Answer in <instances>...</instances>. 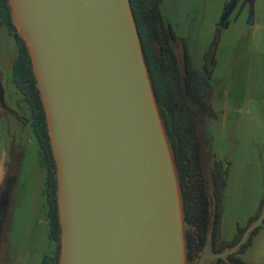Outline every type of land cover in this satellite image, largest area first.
<instances>
[{"label": "water", "instance_id": "obj_1", "mask_svg": "<svg viewBox=\"0 0 264 264\" xmlns=\"http://www.w3.org/2000/svg\"><path fill=\"white\" fill-rule=\"evenodd\" d=\"M9 3L57 165L59 264H188L178 173L130 0ZM210 204L213 218L212 191ZM263 221L264 208L233 248L214 253L209 244L202 264L206 252L228 261Z\"/></svg>", "mask_w": 264, "mask_h": 264}, {"label": "trees", "instance_id": "obj_2", "mask_svg": "<svg viewBox=\"0 0 264 264\" xmlns=\"http://www.w3.org/2000/svg\"><path fill=\"white\" fill-rule=\"evenodd\" d=\"M130 4L152 89L178 173L187 224V263L197 264L209 244L214 253H222L236 246L249 227L259 220L264 208L263 202L257 215L250 220L246 228L238 229L232 242L221 240L222 201L228 175L220 162H214L213 166L208 168L202 131L204 121L216 117L210 96L221 30L217 29L215 40L205 54L203 73L194 67L185 42L184 68H181L174 48L178 38L164 21L161 11L162 0H130ZM4 29L14 38L18 48V56L13 63V84L24 97L31 112V119L23 117L18 112L13 113L24 124L31 122L37 138L39 163L45 174L43 194L48 208L49 239L56 242L58 248L55 254L45 255L41 264H59L62 228L58 205L57 165L29 50L14 23L9 0H0V32ZM210 190L215 198L213 218ZM262 226L251 232L238 254L229 256L227 264H248L240 255L251 246Z\"/></svg>", "mask_w": 264, "mask_h": 264}, {"label": "crops", "instance_id": "obj_3", "mask_svg": "<svg viewBox=\"0 0 264 264\" xmlns=\"http://www.w3.org/2000/svg\"><path fill=\"white\" fill-rule=\"evenodd\" d=\"M192 1L162 0L164 21L176 36L180 28L175 21L180 17L175 12ZM231 3L197 0L195 12L184 16L190 22L188 35L177 36L175 50H184V42L196 36L199 22L207 21L208 33L216 32ZM205 4L218 5L216 13L208 16L204 9L202 13ZM200 66L197 70L204 64ZM211 84L216 117L203 123L204 144L210 164L220 162L227 170L220 231L222 241L232 242L264 202V0H239L230 13L221 31ZM206 254L205 264H227L224 258ZM240 256L248 264H264V225Z\"/></svg>", "mask_w": 264, "mask_h": 264}, {"label": "rangeland", "instance_id": "obj_4", "mask_svg": "<svg viewBox=\"0 0 264 264\" xmlns=\"http://www.w3.org/2000/svg\"><path fill=\"white\" fill-rule=\"evenodd\" d=\"M167 6V4H166ZM176 14L178 37L188 35L190 22L184 16L195 12L197 0L183 5ZM218 5L201 6L202 13L215 14ZM219 22V29L222 26ZM196 36L188 41V51L195 66L204 64L205 54L216 32L208 33L207 21L199 22ZM217 28V29H218ZM217 31V30H216ZM200 32V34H198ZM221 39V38H220ZM184 66V50L177 48ZM205 53V54H204ZM18 56L14 38L6 29L0 32V264H41L45 255L57 252V243L49 239L48 208L43 194L44 172L39 163V146L31 122L24 124L14 111L27 119L31 112L13 84V63ZM186 228V225L184 224Z\"/></svg>", "mask_w": 264, "mask_h": 264}, {"label": "flooded vegetation", "instance_id": "obj_5", "mask_svg": "<svg viewBox=\"0 0 264 264\" xmlns=\"http://www.w3.org/2000/svg\"><path fill=\"white\" fill-rule=\"evenodd\" d=\"M235 254H238V252L237 253H233V254H231V255H235ZM231 255H229V256H231ZM227 262H229V257H228V261Z\"/></svg>", "mask_w": 264, "mask_h": 264}]
</instances>
